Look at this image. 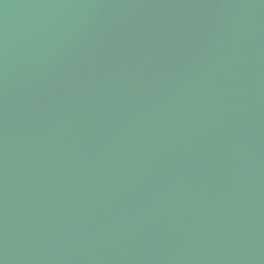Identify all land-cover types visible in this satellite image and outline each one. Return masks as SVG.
<instances>
[{"label":"water","instance_id":"water-1","mask_svg":"<svg viewBox=\"0 0 264 264\" xmlns=\"http://www.w3.org/2000/svg\"><path fill=\"white\" fill-rule=\"evenodd\" d=\"M0 264H264V0H0Z\"/></svg>","mask_w":264,"mask_h":264}]
</instances>
